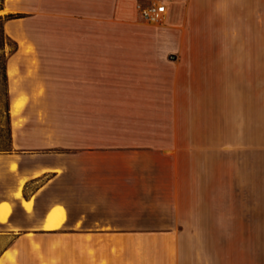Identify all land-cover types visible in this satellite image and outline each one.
Listing matches in <instances>:
<instances>
[{
  "label": "crops",
  "instance_id": "crops-1",
  "mask_svg": "<svg viewBox=\"0 0 264 264\" xmlns=\"http://www.w3.org/2000/svg\"><path fill=\"white\" fill-rule=\"evenodd\" d=\"M238 1L3 0L4 27L6 5L44 6L15 11L44 15V44L6 61L0 264H264V86L224 43ZM159 5L176 43H107Z\"/></svg>",
  "mask_w": 264,
  "mask_h": 264
},
{
  "label": "rangeland",
  "instance_id": "rangeland-1",
  "mask_svg": "<svg viewBox=\"0 0 264 264\" xmlns=\"http://www.w3.org/2000/svg\"><path fill=\"white\" fill-rule=\"evenodd\" d=\"M3 0H0V11H3ZM6 10L3 14H13L11 22L5 27L3 25L4 35L1 36V23H0V149H8L7 141V97L6 88L2 77V65L5 59L16 49L18 45L24 44H44V15L38 14V17L32 20H22L18 17L17 9L29 10L35 13H44V6H14L6 5ZM143 6L138 7L140 12V21L133 24L114 23L112 37L107 43L114 44H132V43H145V44H163L173 45L175 42L174 37L165 36L162 31V16H159L158 24H154L147 19L144 14ZM224 19L223 25L226 32L232 31L234 33L233 42L229 39L224 41L225 44L233 43L241 48H246L250 51L251 56L246 61L242 60L240 71V78L242 88H244L245 81L249 80L250 88L254 91L257 84V92L261 91L262 84L264 86V66H259L260 62L264 64V53L261 54L260 48L264 52V0H240L235 2L234 6H224ZM231 14L232 17L230 16ZM2 15V14H1ZM161 34V35H160ZM97 43H105L104 41L97 40ZM257 51V52H256ZM258 63V68H255V61ZM237 71V70H236ZM245 73L247 75H245ZM247 77L246 80L244 77ZM245 80V81H244ZM6 151H0L4 153ZM15 184V177L8 174L0 176V199L9 193ZM7 247V244L0 240V253Z\"/></svg>",
  "mask_w": 264,
  "mask_h": 264
},
{
  "label": "trees",
  "instance_id": "trees-1",
  "mask_svg": "<svg viewBox=\"0 0 264 264\" xmlns=\"http://www.w3.org/2000/svg\"><path fill=\"white\" fill-rule=\"evenodd\" d=\"M13 15H6L5 19H12ZM0 23H1V36L4 38H6V36L4 35V30H3V18L0 16ZM6 61L7 59H5L3 65H2V77H3V82L6 88V97H7V110H6V122H7V136L5 138V140L7 141L8 144V148H9V144H10V118H9V113H8V93H7V78H6V72H5V67H6ZM0 151H8V149H0Z\"/></svg>",
  "mask_w": 264,
  "mask_h": 264
},
{
  "label": "built area",
  "instance_id": "built-area-1",
  "mask_svg": "<svg viewBox=\"0 0 264 264\" xmlns=\"http://www.w3.org/2000/svg\"><path fill=\"white\" fill-rule=\"evenodd\" d=\"M165 12V7L163 5H159L155 7H149L144 10V14L147 19H151L152 16H157L163 14Z\"/></svg>",
  "mask_w": 264,
  "mask_h": 264
},
{
  "label": "bare ground",
  "instance_id": "bare-ground-1",
  "mask_svg": "<svg viewBox=\"0 0 264 264\" xmlns=\"http://www.w3.org/2000/svg\"><path fill=\"white\" fill-rule=\"evenodd\" d=\"M158 16H159V15H157V16H152L151 19L154 20L155 18H158ZM1 218H2V219H5V216H4V215H1ZM56 223H57V222H56L55 219H54V221H53V223H52V226H53V225H56Z\"/></svg>",
  "mask_w": 264,
  "mask_h": 264
}]
</instances>
